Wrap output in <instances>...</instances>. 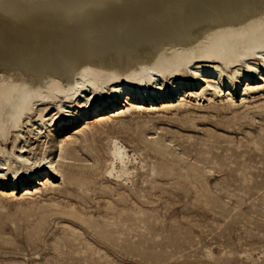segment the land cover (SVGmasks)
Wrapping results in <instances>:
<instances>
[{"label": "bare ground", "instance_id": "1", "mask_svg": "<svg viewBox=\"0 0 264 264\" xmlns=\"http://www.w3.org/2000/svg\"><path fill=\"white\" fill-rule=\"evenodd\" d=\"M255 93L264 96V0H0V187L12 183L14 199L41 172L79 182L62 174L59 160L80 157L56 132L80 120L85 137L89 115L138 136L146 111L219 99L235 113V96L246 107ZM109 143L108 176L128 177L134 155Z\"/></svg>", "mask_w": 264, "mask_h": 264}, {"label": "rangeland", "instance_id": "2", "mask_svg": "<svg viewBox=\"0 0 264 264\" xmlns=\"http://www.w3.org/2000/svg\"><path fill=\"white\" fill-rule=\"evenodd\" d=\"M252 97L245 107L237 94L235 113L219 99L146 111L138 136L93 115L85 137L83 121L63 125L58 140L80 158L59 165L80 181L41 172L14 199L12 183L0 187V264H264V96ZM110 137L134 155L128 177L108 176Z\"/></svg>", "mask_w": 264, "mask_h": 264}, {"label": "snow or ice", "instance_id": "3", "mask_svg": "<svg viewBox=\"0 0 264 264\" xmlns=\"http://www.w3.org/2000/svg\"><path fill=\"white\" fill-rule=\"evenodd\" d=\"M193 75H196V73L194 72ZM24 163H29V161H23ZM45 163H47V161H45Z\"/></svg>", "mask_w": 264, "mask_h": 264}]
</instances>
